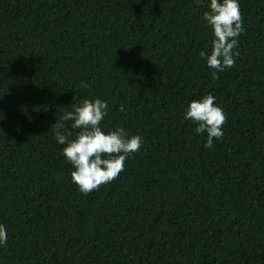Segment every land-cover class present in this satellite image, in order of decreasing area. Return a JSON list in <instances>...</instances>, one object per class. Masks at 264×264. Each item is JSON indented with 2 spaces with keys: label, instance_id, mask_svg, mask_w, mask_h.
<instances>
[{
  "label": "trees",
  "instance_id": "obj_1",
  "mask_svg": "<svg viewBox=\"0 0 264 264\" xmlns=\"http://www.w3.org/2000/svg\"><path fill=\"white\" fill-rule=\"evenodd\" d=\"M239 4L212 80L207 0H0V264H264V0ZM208 93L227 117L211 150L183 118ZM85 98L144 140L88 194L54 137Z\"/></svg>",
  "mask_w": 264,
  "mask_h": 264
},
{
  "label": "clouds",
  "instance_id": "obj_2",
  "mask_svg": "<svg viewBox=\"0 0 264 264\" xmlns=\"http://www.w3.org/2000/svg\"><path fill=\"white\" fill-rule=\"evenodd\" d=\"M207 9L202 19L211 29L213 38L210 50L201 49L199 56L210 69L211 79L216 80L219 73L234 66L239 55L236 50L238 38L245 27L239 0H207ZM215 101L212 93L190 100L183 114L185 120L196 124L194 133L206 134L203 147L209 150L223 137V125L227 119L223 108ZM70 105L72 110L63 114L62 121H70L69 127L78 131L72 138V131L63 122L56 121L54 137L64 146L61 153L72 165V183L81 193L88 194L116 179L124 170L129 155L140 151L144 140L140 134H130L124 127L107 131L102 128L101 122L108 114L107 100L85 98ZM8 238V229L0 223V247L6 245Z\"/></svg>",
  "mask_w": 264,
  "mask_h": 264
}]
</instances>
